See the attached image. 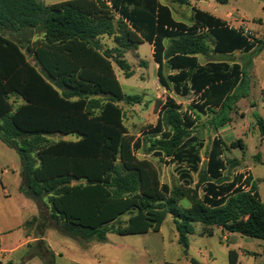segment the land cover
Segmentation results:
<instances>
[{
  "label": "trees",
  "instance_id": "obj_1",
  "mask_svg": "<svg viewBox=\"0 0 264 264\" xmlns=\"http://www.w3.org/2000/svg\"><path fill=\"white\" fill-rule=\"evenodd\" d=\"M157 1L46 5L40 0H0V30L36 29L41 37L28 46L35 61L31 64L21 46L0 31V138L21 158L20 190L37 203L39 213L46 198L50 219L72 238L106 242L110 233L156 232L172 216L186 252L196 224L202 235L222 228L264 240V203L251 175L224 174L228 165L237 164L224 159L226 144L217 136L200 169L204 144L195 131L206 114L216 132L230 124L251 88L246 68L226 62L201 66L197 56L250 51L254 42L201 10H194L191 26L176 22ZM103 36L113 38L115 45L102 48ZM144 42L153 45L160 86L181 97L194 95V100L182 110L168 97L156 124L147 128L150 136L140 139L129 134L120 103L139 104L142 98L124 93L115 66L132 77L125 53ZM165 58L178 73L164 76ZM13 97L24 103L15 106ZM253 116L264 137V118L257 112ZM52 134L77 138L50 142ZM237 144L243 147L241 140ZM142 149L176 164L182 184L163 183L156 164L138 156ZM124 216L128 219L122 224ZM35 255L43 264H53L46 251ZM230 256L235 263L237 253L230 251Z\"/></svg>",
  "mask_w": 264,
  "mask_h": 264
},
{
  "label": "rangeland",
  "instance_id": "obj_2",
  "mask_svg": "<svg viewBox=\"0 0 264 264\" xmlns=\"http://www.w3.org/2000/svg\"><path fill=\"white\" fill-rule=\"evenodd\" d=\"M41 1L44 4H51L65 0ZM168 1L173 2V0H166V2ZM230 6L238 8V14L243 18L241 19L242 26L256 30L262 29L263 33L259 34L257 39L264 40V0H233ZM177 14L186 23L193 22L192 12L188 6H180ZM250 32L253 37L258 34L253 30ZM99 42L104 49L115 45L113 38L108 36L101 37ZM137 48L141 55L150 56L148 43L137 45ZM126 54V60L134 72L133 76L126 78L123 71L117 66H115V70L124 92L141 96L142 102L139 104L121 102L120 106L124 110V123L129 134L135 138L146 139L150 136L147 134V128L156 124L161 104L168 96L173 97L181 105L182 110L189 108L194 96L182 98L164 89L157 80L153 65H149L148 61L139 58L140 55L134 49ZM261 56L264 59V52ZM213 59H218V57L214 56ZM242 61H245L244 58ZM259 69L255 75L256 85L252 86L248 97L238 102L239 108L232 114V122L223 135L212 129L208 122V116H201L197 120L195 131L204 144L201 150L200 169L205 167L207 153L213 138L220 136L225 141L227 148L224 152V159L234 160L237 164L234 168L228 165L224 174L248 173L249 169H252L257 189L264 203V162L262 163L264 160V137L261 136L259 129H256L257 125L253 116L254 110H258L264 118V102L261 96V90L264 89V65ZM251 104L258 105V107L254 108ZM47 138L50 142L63 139L58 135H49ZM239 140L243 147L237 144ZM138 156L147 158L156 164L163 183L170 187L182 184L178 176L177 165L169 163L167 158L161 159L152 153L147 154L145 149L138 151ZM0 162L10 171L11 180H7V183L12 189L17 183L16 178H19L20 158L15 151L11 150L0 157ZM197 176V174L194 175L193 186L197 181ZM199 194H203L201 189H199ZM43 204H46V198L40 202L43 212L39 213V220L33 222L28 228L31 230L32 227L35 237L40 240L47 234L49 244L56 254L48 248L45 241L40 245H38L40 242L38 241L30 244L25 251L24 259L31 257L32 253L35 255L39 251H46L47 256L52 258L53 264H232L230 251H235L237 260L233 264H264V240L246 237L238 233L226 232L223 234L219 228L215 229L212 236L202 235V226L199 224L195 225V233L188 236L189 248L186 252L178 242V233L172 216H168L161 229L156 232L135 235L110 233L107 235L106 242L72 238L62 233L55 222L50 219L49 209ZM1 212L3 214V211ZM31 213L37 214V203L33 200L24 210V216L30 218ZM127 219V216L122 217V224ZM41 227H45V229L42 231ZM42 235L43 237H40ZM225 236L228 237L224 238ZM16 261L14 264H24L22 260ZM28 264L37 263L33 261Z\"/></svg>",
  "mask_w": 264,
  "mask_h": 264
},
{
  "label": "crops",
  "instance_id": "obj_3",
  "mask_svg": "<svg viewBox=\"0 0 264 264\" xmlns=\"http://www.w3.org/2000/svg\"><path fill=\"white\" fill-rule=\"evenodd\" d=\"M65 1H68V0H65ZM232 1L233 0H229L228 3H226V4H220L215 0H189V4H180V3L176 2L175 0H173V2H171V1L166 2V0H158L157 2L159 5L167 6L169 8L170 13H171V17L174 21L179 22V23H184L188 26H191L193 24V22L191 24H188L185 21H183L181 18L178 17L177 11L180 9V6L186 5L190 8V11L192 12V19H193L194 12H195L194 10H201V11H204V12H207V13L213 15L216 18L221 19L229 28H234L236 30H239L243 34H244V30H248V31L253 30V31L257 32L258 34H256V37H253L252 33H251V38H248L251 42H254V47L250 51H243L241 49H236L230 53H215V52L211 51L208 55H198L197 56L198 63L201 66L207 65L208 63H211V62H226L229 65L239 64L241 67L246 68L249 72L250 81H251V88H252V86L256 85L255 75H257V73L259 72V70H260L259 68L264 65V59L261 56L262 53L264 52V40L263 39H257V36L263 32H262V29L256 30V29H251V28L242 26L243 23H242L241 19H243V18L241 16H239L238 8L236 6H230V3H232ZM60 2H63V1H60ZM56 3H59V2H56ZM51 4H55V3H51ZM51 4H46V5H51ZM107 4H109V3L107 2ZM118 18H119V15H116V19H118ZM0 31L5 37L11 39L12 41H14L18 45H20L23 52L27 55L30 63L34 64L35 61L33 60L32 56L28 50V46L41 38L39 36L40 33L38 30L25 28V29H22V30L17 31V32H14V31L11 32L8 30H0ZM260 41H262V44L260 43ZM144 43H147V42H144ZM144 43H142V44H144ZM164 44H165V46H167L169 44V40H165ZM149 46H150V56L149 57L141 55V53L138 51L137 47L133 48V49L135 50L136 53H138L140 55L139 58L145 59L146 61H148L149 65L151 64L154 66V69L156 71V77H157L158 65L154 60L153 45L149 44ZM213 48H214V46H212V50H213ZM130 50H132V49L127 50V52H129ZM126 53H125V59H126V55H127ZM214 56H217L218 59H213ZM242 58H244L245 61H242ZM163 63H164L163 64L164 76L167 77L168 75L178 73V70L172 69L170 67L167 58H165L163 60ZM115 73H116V70H115ZM116 75H117V73H116ZM157 80H158V77H157ZM122 87H123V85H122ZM251 88H250V92H251ZM123 91H124V89H123ZM171 93H174V92H171ZM128 95H130V94H128ZM249 95H250V93H249ZM261 96H262L263 102H264V89L261 90ZM168 97H170V96H168ZM179 97H181V96H179ZM170 98H173V97H170ZM182 98H186V97H182ZM13 100H16L15 106H19V105L24 103V101L20 98L13 97L12 101ZM165 101L161 104V108H162V105L165 103ZM253 105L254 104H251V106L254 108L258 107V105H254V106ZM237 106H238V104H237ZM161 108L159 110V114H160ZM254 112H257L259 115H261L258 112V110H254ZM202 116H207V114L202 115ZM232 119H233V116H232ZM197 124H196V126H197ZM257 128L258 127H256V129ZM228 129H229V124L226 125L225 127L221 128V129H219L217 132H219L221 135H223V132L228 130ZM52 135H58V136L62 137L63 140H75L77 138L76 135H72V134H69V135L52 134ZM217 137H220V136H217ZM140 139H142V138H140ZM224 143H225V141H224ZM11 150H13V151H15V153H17V151L14 148L8 146L0 138V157H3L7 153H9V151H11ZM17 155L19 156L18 153H17ZM19 158H20V156H19ZM263 162H264V160H262V163ZM9 173H10V171L7 170L5 167H3L1 162H0V214H2L1 211H3V214H4V216L2 214L3 217L0 216L1 217V219H0V264H14L15 262H17L16 260H22L24 264H28V262L30 263L33 261L36 262L37 264H43V261L39 257H36V255H34V253L31 254V257H29V258L27 257L28 259L27 258L24 259L25 251L30 246V244L34 243V242H38L40 239L35 237L33 230H32V227H31V230L28 228L29 227L28 222H30L34 217H37L39 215L38 205H37V214L31 213L30 218L24 216V210L29 207V204L31 203V201L33 199L26 196L20 190V186L23 182L21 158H20V173L18 176L19 178H16L17 183H16L15 187L12 189H11L10 185H8V183H7V180H11ZM248 174L251 175L252 182L256 183V179L254 177L252 169H249ZM257 191H258V189H257ZM258 193H259V191H258ZM219 230L223 234L226 233L225 231L222 230V228H219ZM226 237H228V236H225L224 238H226ZM41 240L45 241L47 243L48 248L56 254L55 250L49 244L47 234Z\"/></svg>",
  "mask_w": 264,
  "mask_h": 264
},
{
  "label": "built area",
  "instance_id": "obj_4",
  "mask_svg": "<svg viewBox=\"0 0 264 264\" xmlns=\"http://www.w3.org/2000/svg\"><path fill=\"white\" fill-rule=\"evenodd\" d=\"M244 34H245L246 36H248L249 38H251V32H250V31H248V30H244Z\"/></svg>",
  "mask_w": 264,
  "mask_h": 264
}]
</instances>
